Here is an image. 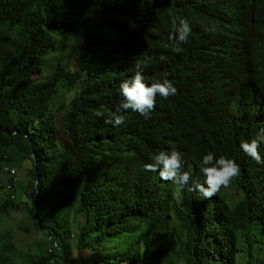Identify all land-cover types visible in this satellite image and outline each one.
<instances>
[{"label":"trees","instance_id":"1","mask_svg":"<svg viewBox=\"0 0 264 264\" xmlns=\"http://www.w3.org/2000/svg\"><path fill=\"white\" fill-rule=\"evenodd\" d=\"M159 1L0 0V194L8 196L0 201V216L30 211L37 248L38 234L47 243L45 255L28 256L22 264H264V202L246 203L237 179L211 199L198 190L165 195L144 169L158 153L147 142L158 128L133 134L128 130L142 127L145 118L123 112L124 124L113 126L96 115L110 106L101 83L119 65L140 60L132 35L140 5ZM166 9V19L174 20L176 8ZM67 36L77 68L57 60L43 75V58L57 59L59 39ZM250 57L245 74L264 95V46ZM142 64L154 79L156 69ZM63 96L70 101L59 104ZM214 117L215 127L202 121L188 140L174 123L165 128L195 163L214 153L244 164L240 141L250 143L264 130V103L246 130ZM60 135L67 146L59 145ZM207 141L215 144L204 148ZM258 151L264 153V142ZM5 162L25 168L29 181L7 192ZM249 169L264 175V163L251 162ZM134 170L136 190L125 185ZM190 176V186L206 179L200 170ZM0 235V264H15L14 236ZM71 242L79 247L75 258Z\"/></svg>","mask_w":264,"mask_h":264},{"label":"clouds","instance_id":"2","mask_svg":"<svg viewBox=\"0 0 264 264\" xmlns=\"http://www.w3.org/2000/svg\"><path fill=\"white\" fill-rule=\"evenodd\" d=\"M169 6L176 8L174 20L166 19L170 16L166 9ZM132 35L138 44L140 60L130 63V67L125 63L119 65L118 73L101 83L110 106L96 115L103 123L113 126L124 124L123 112L145 118L143 126H147L148 131L143 126H132L128 132L133 134H145L158 128L159 131L147 140L148 146L158 153L150 157L151 162L146 163L144 169L152 174L165 195L177 197L180 191L191 195L198 190L204 198L211 199L237 179L244 187L246 203L264 202V175L249 169L251 162L264 163V153L258 151L260 143L264 142V130L250 143L240 141L247 160L238 164L224 156L216 159L214 153L204 155L202 161L195 163L194 159L186 158L185 146L173 139L165 128L174 123L188 140L191 138L189 131L202 121H206L208 127H215V113L229 128L246 130L257 122L264 95L256 84H249L250 75L245 72L252 63L250 54L256 55L264 46V0L144 2L140 5L138 26ZM235 41L237 50L232 45ZM44 58L50 62L56 60L55 55ZM143 60L156 69L154 79L146 75L144 67L147 65L142 64ZM60 63H69L71 71L77 68L70 52L68 61ZM229 71L235 74L230 76ZM113 88H116L114 94L111 93ZM66 101L70 98L63 96L59 104ZM62 138L57 136L58 142ZM214 144L215 141H207L203 147L210 148ZM197 170L206 179L203 184L196 182L190 186V173ZM2 171L8 181L7 192L29 181L26 172L21 176L19 168L6 162ZM125 185L138 189L135 170ZM14 198L12 195L11 200Z\"/></svg>","mask_w":264,"mask_h":264},{"label":"rangeland","instance_id":"3","mask_svg":"<svg viewBox=\"0 0 264 264\" xmlns=\"http://www.w3.org/2000/svg\"><path fill=\"white\" fill-rule=\"evenodd\" d=\"M63 42V45L59 47V55L57 59L53 62H50L48 58L43 59V66L42 71L43 75H46L50 73L51 70H53L56 67V61L62 60V61H68L69 58V52H70V37H63L59 39ZM64 103V102H63ZM62 141V143L60 142ZM59 145L60 146H67V141L65 139H60ZM26 169H20V174L23 176V173L26 172ZM23 172V173H22ZM19 174V171H18ZM8 196L6 193L0 194V201L7 199ZM20 200V199H19ZM19 202V201H18ZM34 221L32 214L30 211H13L10 215H3L0 216V234L3 235V232H10L14 236V242L17 246V250L12 255V258L14 259L15 264H22L24 262H28L29 260H25L28 258L35 257L37 258V255L46 254V247L47 243L44 241V236L42 234H38V239L40 241V244L37 248L36 244V237H37V231L34 226ZM1 237V235H0ZM76 243V242H75ZM71 242V255H73V258L75 256H78L79 247L78 244H75ZM90 251L86 250L83 252V255L85 257L89 256Z\"/></svg>","mask_w":264,"mask_h":264},{"label":"bare ground","instance_id":"4","mask_svg":"<svg viewBox=\"0 0 264 264\" xmlns=\"http://www.w3.org/2000/svg\"><path fill=\"white\" fill-rule=\"evenodd\" d=\"M232 45H233V48H234L235 50H237V48H238V46H237V42H236V41L233 42Z\"/></svg>","mask_w":264,"mask_h":264}]
</instances>
